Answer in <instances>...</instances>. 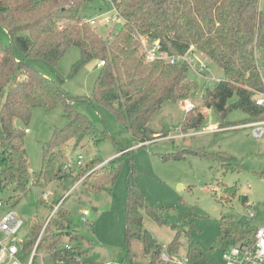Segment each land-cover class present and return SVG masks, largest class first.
<instances>
[{
	"label": "trees",
	"instance_id": "1",
	"mask_svg": "<svg viewBox=\"0 0 264 264\" xmlns=\"http://www.w3.org/2000/svg\"><path fill=\"white\" fill-rule=\"evenodd\" d=\"M96 1L0 0V30L8 37L7 42L0 41V192L12 190L9 202L13 207L44 180L62 181L71 176V168L61 163L65 159L63 148L68 143L75 142L76 148L84 146L86 139L99 143L108 137L107 131H101L87 116L76 111L75 105L80 101L110 109L132 136L129 143L116 144L117 154L108 163L95 169L96 162H92L81 169L77 179L85 175L80 186L89 195L110 190L121 171L122 158L130 155L134 147L166 138L151 128L152 120L165 104L189 101L197 86L189 78L186 65H171L163 60L147 63L139 36L146 37L150 44L158 41L160 52L166 57L195 49L225 72L226 79L218 82L212 92L207 89L203 94L205 100L200 108L196 106L186 113L183 133L203 125L205 109L215 110L221 129L228 127L225 118L234 110L247 114L246 124L264 119V107L255 101L257 92L263 90L255 60L256 51L264 49L261 0H110V3L101 0L107 8H101V14L114 7L122 18L107 37L100 27L85 21L86 10ZM72 47L79 49L80 60L72 67L71 76L92 62L97 63V68L98 63H105L98 68L91 97L74 98L64 89L65 77L58 64ZM31 59L50 63L53 74L38 72L30 64ZM234 97L237 101L230 105ZM59 104L64 106L67 124L54 131L43 149L42 171L34 173L26 149L25 126L34 109L50 112ZM163 158L181 159L176 154ZM219 160L224 169H233L229 164L231 156L222 154ZM230 192L223 200L229 202L237 195L236 188ZM143 212L160 226L169 224L164 208L151 207L129 178L124 224L127 264H140L136 256L130 255L134 241L142 244L148 264H155L162 252L156 239L144 228ZM58 213L63 220L67 218V212L58 209ZM50 226L51 222L37 252L46 250L54 262L76 264L80 258L88 261L80 246L72 245L74 241L82 242L81 236L71 228L65 230L62 226L54 231ZM43 227L36 221L30 234L20 242L22 261L31 256ZM179 227L174 228L179 231ZM64 235L70 239L66 244L70 248L61 246ZM179 235L180 231L170 245V253H179ZM246 235L223 226L221 242L228 248ZM187 254L192 264H211L192 241Z\"/></svg>",
	"mask_w": 264,
	"mask_h": 264
},
{
	"label": "rangeland",
	"instance_id": "2",
	"mask_svg": "<svg viewBox=\"0 0 264 264\" xmlns=\"http://www.w3.org/2000/svg\"><path fill=\"white\" fill-rule=\"evenodd\" d=\"M261 2L264 3V0ZM101 8L107 9L101 0H97L85 14L94 18L101 14ZM89 22L94 27H100L104 37L111 35V31L117 27L105 26L102 17L89 19ZM0 41H8L2 30ZM79 60V49L72 47L59 62V70L65 77L64 89L74 98L91 97L99 69L97 63L92 62L71 76L72 67ZM255 60L257 65L264 67V49L256 51ZM207 61L210 70L205 76L190 69L188 72L189 78L197 86V91L189 101L198 108L205 100L201 96L207 89L212 92L218 82L226 79L222 69ZM30 64L46 76L53 74L54 67L46 61L31 59ZM236 101L237 98L234 97L229 104ZM75 109L87 116L98 129L107 131L108 137L99 143L86 139L84 146L76 148H73L75 142L68 143L63 148L65 159L61 163L71 168V176L62 181L44 180L39 186H34L18 205H10L12 190L0 192V203L4 204L0 208V221L7 212L13 210L25 223L17 236L18 242L26 239L36 221L45 226L50 220L52 230L56 231L64 226L65 230L71 228L82 237V242L74 241L72 245L80 246L86 253L88 262L127 264L129 253L124 224L129 178L151 207L165 210L164 215L169 221L165 226H160L143 212L145 230L151 233L165 253H169L170 245L180 231L179 254H187L192 241L205 253L209 263L224 264L225 248L221 242L223 226L233 233L246 232L249 237L257 228L264 227V137L254 138L252 129L243 127L249 122V117L241 110H234L227 115V128L207 132V129L220 127V117L214 109H205L203 125L185 134L181 128L186 118L183 101L165 104L152 120L151 128L166 138L134 147L130 155L122 158L121 171L110 190L89 195L82 186H77L85 179V175L77 179L81 169L92 162H96L93 164L95 169L108 163L117 154L116 144H127L132 136L113 112L103 105L92 106L80 101L76 103ZM17 123L21 125L20 121ZM66 124L63 104L50 112L41 108L33 110L31 119L25 126L28 130L26 149L32 172L42 171L44 146L50 142L54 131L64 128ZM230 125L233 127H229ZM169 154H176L181 159L163 158ZM222 154L233 158L229 162L233 169L223 168L219 160ZM80 155L85 159L82 166L78 165ZM231 188L237 189V195L227 202L223 199L229 197ZM48 192L52 197L46 200L45 193ZM243 196L248 197L249 204H256L253 208L257 210L258 216L254 220L249 221L247 218L251 207L242 205ZM63 197L65 198L58 209L68 213L64 220L59 213L56 215L55 210L56 202ZM85 210L90 213L88 223L82 220ZM177 226L181 227L179 231L174 228ZM69 241L68 236L64 235L61 246L69 244ZM131 252L130 255L136 256L137 262L148 264L140 242H133ZM38 255L40 263L41 257L47 256L45 264H52V258L46 250L41 249Z\"/></svg>",
	"mask_w": 264,
	"mask_h": 264
},
{
	"label": "built area",
	"instance_id": "3",
	"mask_svg": "<svg viewBox=\"0 0 264 264\" xmlns=\"http://www.w3.org/2000/svg\"><path fill=\"white\" fill-rule=\"evenodd\" d=\"M110 3V0H105ZM103 18L105 21V26L112 27L121 23L122 18L118 11L111 7L108 11L94 17V18H85V21L94 23L93 20L89 22V19ZM91 24V23H90ZM140 43L142 44L143 51L146 56L147 63H154L158 60H163L170 63L171 65H186L190 70L195 71L199 75L205 76L210 68L209 62L203 54L198 53L195 49H191L184 55H174V56H163L160 52L159 42L156 41L153 44H150L146 37L139 36ZM105 63L102 61L98 63V68H101ZM259 66V65H258ZM259 73L261 76L263 90L257 92L256 104L260 107H264V67L259 66ZM202 98V96H201ZM196 105L190 101H183V109L186 113H190L195 109ZM241 127V125H239ZM243 127L251 128L252 136L254 138L260 139L264 137V119L257 122H251ZM221 129L219 127H213L207 129V132H218ZM28 132V130H26ZM199 134V133H196ZM194 135V134H192ZM185 136V135H182ZM158 141V140H156ZM84 157L80 155L78 157V165L82 166ZM81 182L77 184L80 185ZM76 186V187H77ZM52 197L50 192L45 193V199ZM65 197H63L64 199ZM63 201V200H61ZM61 202L59 203V205ZM55 207L56 213L58 211V206ZM251 207L247 212V218L249 221L254 220L258 216V212L255 207V203L249 204L248 198L246 204ZM2 203H0V208ZM90 213L85 210L82 214V220L85 222L88 221V216ZM50 220H48L43 227L41 235L39 236L36 245L33 249V252L29 259L24 262L19 257V244L17 241V236L20 232V229L24 227V221L14 212L10 211L7 213L3 219L0 221V264H45L44 260L47 256H42V262H39V255L37 252L38 245L44 234L47 226L49 225ZM66 248H70L66 245ZM223 262L224 264H264V227L257 228L256 231L249 237L243 238L237 244L231 245L228 248L223 250ZM52 264H67L65 261L54 262ZM76 264H95L91 262H84L83 260L77 259ZM100 264V263H98ZM109 264H117L116 262ZM155 264H192L188 254H179V253H165L161 252L157 262Z\"/></svg>",
	"mask_w": 264,
	"mask_h": 264
},
{
	"label": "water",
	"instance_id": "4",
	"mask_svg": "<svg viewBox=\"0 0 264 264\" xmlns=\"http://www.w3.org/2000/svg\"><path fill=\"white\" fill-rule=\"evenodd\" d=\"M247 198L248 197H246V196L241 197L242 205H245L246 204Z\"/></svg>",
	"mask_w": 264,
	"mask_h": 264
},
{
	"label": "crops",
	"instance_id": "5",
	"mask_svg": "<svg viewBox=\"0 0 264 264\" xmlns=\"http://www.w3.org/2000/svg\"><path fill=\"white\" fill-rule=\"evenodd\" d=\"M264 3H262L261 1H260V9H262V10H264V5H263Z\"/></svg>",
	"mask_w": 264,
	"mask_h": 264
}]
</instances>
